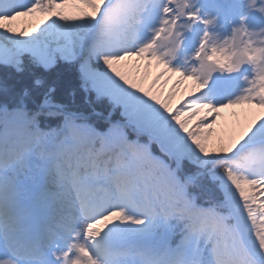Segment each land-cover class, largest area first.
I'll use <instances>...</instances> for the list:
<instances>
[{"label": "snow or ice", "instance_id": "6c2138e0", "mask_svg": "<svg viewBox=\"0 0 264 264\" xmlns=\"http://www.w3.org/2000/svg\"><path fill=\"white\" fill-rule=\"evenodd\" d=\"M244 19L221 36L194 0H0V67L30 78L0 99V264H264V28ZM59 66L87 112L45 88ZM242 68L235 95L206 99Z\"/></svg>", "mask_w": 264, "mask_h": 264}, {"label": "rangeland", "instance_id": "374dc122", "mask_svg": "<svg viewBox=\"0 0 264 264\" xmlns=\"http://www.w3.org/2000/svg\"><path fill=\"white\" fill-rule=\"evenodd\" d=\"M232 8L224 11L213 0H194L195 7L200 9V16L203 18L205 15L207 17L215 18V27H210L209 31H214L219 33L221 36L230 34L231 28L240 23V17L245 16L244 23L249 28V30H258L264 28V15H261L255 10H247L246 4L247 0H231ZM158 19V13H153L151 26L150 23L148 27H155L156 21ZM204 31V27L197 22L193 25L190 31L184 33L183 45L181 50L177 54L176 60L171 64L173 67H184V59L190 56L198 44V39L201 33ZM141 38H148L150 32L147 28L141 30ZM246 74L245 69H241L238 72L228 74L221 73L218 76V81L213 84H208L205 90L206 99L211 101L213 104L224 102L225 100L231 98L236 94L237 90L243 86L242 76ZM238 112L239 110H233ZM223 119L229 120L234 119L229 113L223 114Z\"/></svg>", "mask_w": 264, "mask_h": 264}, {"label": "trees", "instance_id": "16d2710c", "mask_svg": "<svg viewBox=\"0 0 264 264\" xmlns=\"http://www.w3.org/2000/svg\"><path fill=\"white\" fill-rule=\"evenodd\" d=\"M216 3L225 10L232 8L231 0H215ZM45 78V88L52 86L55 87L56 92L54 97L56 100L68 105L70 110L85 111L89 110L88 100L85 99V94L80 91L79 77L75 69H69L66 66H59L50 73H38ZM221 73H216L209 84L218 81V76ZM24 86H30V78L27 75H20L11 69L0 67V99H3L2 89L7 87L13 89L17 94L22 92ZM75 93V95H71ZM12 105H9L11 107ZM51 126H56L57 121L52 120Z\"/></svg>", "mask_w": 264, "mask_h": 264}, {"label": "clouds", "instance_id": "9594fccd", "mask_svg": "<svg viewBox=\"0 0 264 264\" xmlns=\"http://www.w3.org/2000/svg\"><path fill=\"white\" fill-rule=\"evenodd\" d=\"M239 27H240V25L238 24L236 26H233V29H237ZM250 31L254 32L255 30H250ZM233 34L237 35V39L234 42H232L231 46L236 50V54L239 55V51H240V48H241V43H240L238 34H235V33H233ZM252 38L254 39V41L260 47L264 48V31L260 32L259 36H254ZM161 44L162 45L167 44V40L161 41ZM216 59L219 60V61H223L224 60V56L223 55H217Z\"/></svg>", "mask_w": 264, "mask_h": 264}, {"label": "bare ground", "instance_id": "6f19581e", "mask_svg": "<svg viewBox=\"0 0 264 264\" xmlns=\"http://www.w3.org/2000/svg\"><path fill=\"white\" fill-rule=\"evenodd\" d=\"M152 22L150 23V26H151Z\"/></svg>", "mask_w": 264, "mask_h": 264}]
</instances>
